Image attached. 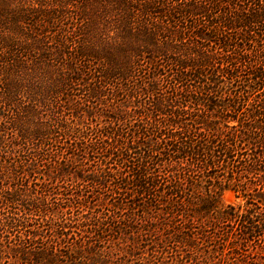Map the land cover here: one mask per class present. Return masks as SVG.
<instances>
[{"label": "trees", "instance_id": "1", "mask_svg": "<svg viewBox=\"0 0 264 264\" xmlns=\"http://www.w3.org/2000/svg\"><path fill=\"white\" fill-rule=\"evenodd\" d=\"M139 250L264 264V0H0V263Z\"/></svg>", "mask_w": 264, "mask_h": 264}, {"label": "rangeland", "instance_id": "2", "mask_svg": "<svg viewBox=\"0 0 264 264\" xmlns=\"http://www.w3.org/2000/svg\"><path fill=\"white\" fill-rule=\"evenodd\" d=\"M72 22H74V20H68L66 23L68 24V26L70 27V24L72 23ZM256 59H257V57L256 56H253V57H251V60H253V61H256ZM244 62H242L241 63V67L243 68L244 67ZM143 68H145V67H143ZM240 74V79H238V80H240V82H242V81H244V78L243 77H245V73L242 71V72H240L239 73ZM239 83V82H238ZM107 102H109V104H112V100H108ZM112 115V113H110V114H108V116L110 117ZM110 119V118H109ZM102 124H105V122H108V121H106V120H104V119H102ZM86 158V156L84 155V154H82V155H80L79 157H78V162H77V164H79V167H83L85 170H93V169H95L96 167H97V165H96V161H98V158H95V159H93V161H95V162H88L87 161V158ZM256 160H258V159H256ZM260 162H259V160H258V164H259ZM107 166L108 167H114V165L113 164H107ZM242 180H249V176L248 175H245V176H242ZM67 183L69 184V181H67ZM84 186H87V184L86 183H84L83 184V187ZM88 189H90L89 187L88 188H86L85 190H88ZM93 193H94V195H97L94 199H96V198H98V197H103V196H106V195H109V190H108V188H104V189H99V188H94L93 189ZM55 196V195H54ZM54 196H51V198L52 197H54ZM59 197V196H58ZM50 198V199H51ZM55 200V199H54ZM54 200H52V201H54ZM238 199H236L235 197H234V195L232 194V193H230V192H227V193H225L224 194V202L225 203H229V204H236V203H238ZM4 211V210H3ZM79 212L81 211V213L82 214H85V212H82V209H80V210H78ZM77 211H74L73 213H74V215H73V217H77V216H79L80 215V213L78 214V215H76L77 213H76ZM87 216H89V215H87ZM32 218H33V226L30 228V230H27V232L29 231V233L30 232H32V231H35V233L36 234H44L45 233V227L46 226H44V223L42 224L41 223V217L38 215H33L32 216ZM11 238L13 237V236H10ZM143 251V250H142ZM4 256H5V254H4ZM143 256V254H142V252L139 250L138 251V253L134 256V257H132L131 258V260H127L126 262H125V264H138V260L141 258ZM166 260L167 261H169V258L167 257L166 258ZM8 260L6 259H3L1 262L3 263V264H5L6 262H7ZM1 264V263H0ZM8 264H11V263H8Z\"/></svg>", "mask_w": 264, "mask_h": 264}]
</instances>
